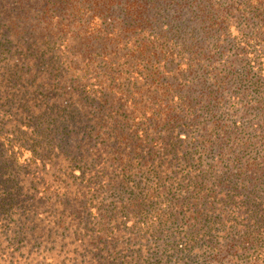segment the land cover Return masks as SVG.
I'll use <instances>...</instances> for the list:
<instances>
[{"label": "trees", "instance_id": "obj_1", "mask_svg": "<svg viewBox=\"0 0 264 264\" xmlns=\"http://www.w3.org/2000/svg\"><path fill=\"white\" fill-rule=\"evenodd\" d=\"M0 264H264V0H0Z\"/></svg>", "mask_w": 264, "mask_h": 264}, {"label": "rangeland", "instance_id": "obj_2", "mask_svg": "<svg viewBox=\"0 0 264 264\" xmlns=\"http://www.w3.org/2000/svg\"><path fill=\"white\" fill-rule=\"evenodd\" d=\"M255 129L256 128H252V130L253 131H255ZM254 138H255V135H254ZM254 138H253V141H254ZM257 141V140H256ZM255 141V142H256ZM254 142V145L252 146V153L251 154H253L254 156H257V155H260V154H263L262 152H261V150H262V145H256V143ZM254 147H256V148H254ZM223 166V165H222ZM224 169H225V167H223Z\"/></svg>", "mask_w": 264, "mask_h": 264}]
</instances>
